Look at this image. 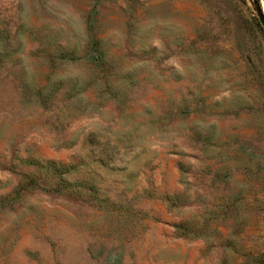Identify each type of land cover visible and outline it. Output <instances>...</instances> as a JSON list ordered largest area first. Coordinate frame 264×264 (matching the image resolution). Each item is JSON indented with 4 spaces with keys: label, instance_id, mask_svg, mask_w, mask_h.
I'll return each instance as SVG.
<instances>
[{
    "label": "rangeland",
    "instance_id": "obj_1",
    "mask_svg": "<svg viewBox=\"0 0 264 264\" xmlns=\"http://www.w3.org/2000/svg\"><path fill=\"white\" fill-rule=\"evenodd\" d=\"M0 264H264L250 0H0Z\"/></svg>",
    "mask_w": 264,
    "mask_h": 264
},
{
    "label": "water",
    "instance_id": "obj_2",
    "mask_svg": "<svg viewBox=\"0 0 264 264\" xmlns=\"http://www.w3.org/2000/svg\"><path fill=\"white\" fill-rule=\"evenodd\" d=\"M250 2L253 4V7H254V10L256 11L258 19L260 23L262 24V26L264 27V11H263L261 4L259 3L258 0H250Z\"/></svg>",
    "mask_w": 264,
    "mask_h": 264
}]
</instances>
